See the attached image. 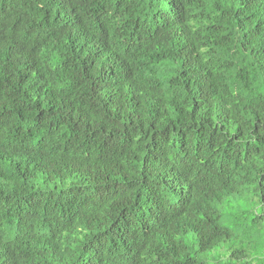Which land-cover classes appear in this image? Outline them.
I'll list each match as a JSON object with an SVG mask.
<instances>
[{"label": "trees", "instance_id": "1", "mask_svg": "<svg viewBox=\"0 0 264 264\" xmlns=\"http://www.w3.org/2000/svg\"><path fill=\"white\" fill-rule=\"evenodd\" d=\"M257 239L264 0H0V264H264Z\"/></svg>", "mask_w": 264, "mask_h": 264}, {"label": "rangeland", "instance_id": "2", "mask_svg": "<svg viewBox=\"0 0 264 264\" xmlns=\"http://www.w3.org/2000/svg\"><path fill=\"white\" fill-rule=\"evenodd\" d=\"M233 201H234V199H233ZM236 208L237 207L234 206V204H232V203L230 205H223L222 206V214L220 217V223L229 229H233V213H234V211H236ZM256 241L258 243H262V245L264 246V242H261L259 239H257ZM234 244L236 245V242H234ZM229 246H230V242H226L223 245V249L226 250V249H228Z\"/></svg>", "mask_w": 264, "mask_h": 264}]
</instances>
